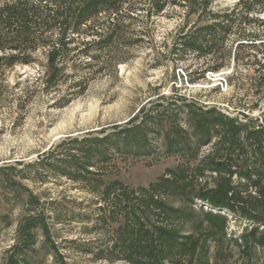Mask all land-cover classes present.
I'll return each mask as SVG.
<instances>
[{
  "label": "trees",
  "instance_id": "obj_1",
  "mask_svg": "<svg viewBox=\"0 0 264 264\" xmlns=\"http://www.w3.org/2000/svg\"><path fill=\"white\" fill-rule=\"evenodd\" d=\"M231 1L235 3L227 5ZM134 14H146L148 20L139 21ZM152 17L174 22V28L157 38L161 26ZM249 26L255 29L248 32ZM259 28H264V0H16L0 7V112L10 106L17 111L15 117L21 119L28 98L35 93L45 95L51 106L65 108L84 96L94 81L117 74V65L129 59L122 49L130 50L147 40L154 68L165 61L178 67L187 59L204 58L206 66L200 77L196 72L181 70L189 85L231 67L232 74H239L237 69L245 63L257 64L263 73L264 35ZM25 66L39 68L35 77L16 74L12 82L10 75ZM261 91L260 86L255 87L257 94ZM181 101L179 106L157 103L148 113H142L140 121L134 118L129 127L114 126L110 134L101 132L102 137L67 138L41 155L38 162H19L26 170L38 167L45 159L55 161L53 170L80 183L88 194L97 197L95 202L100 207L94 216L70 215L57 201L47 208L39 196L24 187L28 195L15 252L30 250L39 234L51 250H56L55 227L72 219H93L97 226L115 225L116 238L122 245L95 254V261L165 264L169 260L165 255L173 251L174 243L183 250L180 257L195 255L197 241L213 232L229 240L233 236L231 241L246 253L263 248L264 126L259 119L246 115L240 119L216 107L188 103L184 98ZM159 108L178 112L184 119L190 142L184 144L183 151L212 147L205 158L207 169L199 173L169 172L172 178L162 179L149 190L131 189L119 180H110L100 166L113 163L120 155L148 156L156 149L150 143L163 134L167 136L162 131L165 119ZM176 150L169 146L168 153ZM7 170L17 171L15 166L0 168V172ZM22 175L24 180L36 183ZM160 188L164 195L173 189L182 192L195 211V201L212 209L204 212L211 226L202 229L203 235L181 234L171 224L160 226L149 220L148 214L163 221L162 214L169 216V211H174L163 202L166 198ZM224 211L236 216L238 222L252 224L245 226L241 235L231 236ZM188 214L181 213L182 217ZM198 227L202 228L201 224ZM178 235H185L186 243L178 240ZM13 258L12 264L27 263L25 256L18 261Z\"/></svg>",
  "mask_w": 264,
  "mask_h": 264
},
{
  "label": "rangeland",
  "instance_id": "obj_2",
  "mask_svg": "<svg viewBox=\"0 0 264 264\" xmlns=\"http://www.w3.org/2000/svg\"><path fill=\"white\" fill-rule=\"evenodd\" d=\"M14 2L16 0H0V7ZM234 3L231 1L227 5ZM134 18L139 21L148 20L146 14H134ZM151 19L158 20L161 26L160 33H156L157 38L174 28V22L165 18ZM142 24L143 22L138 23L143 26ZM254 29V26L246 27L248 32ZM258 30L264 35V28ZM147 41L133 45L130 50L122 49L129 59L126 63L117 65V74L94 81L84 96L65 108L53 107L45 95L35 93L28 98L21 119L15 117L17 111L13 107L6 106L1 110L0 168L15 166L17 171L0 172V264H12L13 256L16 261L25 256L27 263L20 264H122L93 260L95 254L101 251L111 252L116 245H122L120 239L116 238L114 224L111 223L113 226L110 227L97 226L93 219L65 220L63 224L55 225L58 230L53 237L56 250H51L39 234L30 250L23 254L21 250L15 252L17 230L25 216L23 204L28 195L24 192V187L39 196L47 208L51 209L52 201H57L70 215L94 216L100 207L95 202L97 197L88 194L80 183H75L53 170L55 161L45 159L38 167L26 170H23L25 166H19V162L25 165L38 162L41 155L67 138H84L89 135L102 137L101 132L110 134L114 131V126L129 127L134 118H139L140 121L142 113H148L155 104L172 103L179 106L182 98L188 103L216 107L228 115L239 116L240 119L244 115L249 119H259V123L264 126V71L261 73L257 64L240 65L237 69L239 74H232L233 67L217 74L210 73L205 79L189 85L181 70L196 72V76L200 77L206 66L204 58L187 59L178 67L165 61L162 66L154 68L151 67L153 57ZM251 53L254 54L249 52L250 55ZM38 69L17 67L10 79L13 82L16 74L23 78L33 77ZM256 86H260L262 90L258 94L255 92ZM158 112L163 113L165 123L162 131L167 136L163 134L160 139L150 143L156 149L148 156L120 155L113 163L100 166L99 170L107 172L110 180H119L131 189L149 190L162 179L172 178L169 172L199 173V170L207 169L205 158L212 151V147L206 146L199 151H183L184 144L190 142L186 139L185 132H188V127L182 122L184 119L178 112L171 113L164 108H159ZM169 146L179 150L170 155ZM22 174L34 179L36 183L24 180ZM159 190L166 198L163 202L174 211H169V216L161 211L163 221L148 214L151 222L159 223L160 226L171 224V228L177 229L181 234L191 232L203 235L202 229L211 226L204 214L212 210L209 206L195 201V211L188 201L189 197L186 198L182 192L173 189L168 195H164L163 188ZM111 208L112 205L107 207L108 211ZM183 212L189 213L188 216L182 217ZM222 213L228 216L227 229L231 236L241 235L245 226L252 224L248 221L238 222V218L228 211ZM200 224L202 228L198 227ZM214 235L213 232V235L197 241L195 255L189 253L180 257L183 250L174 243L173 251L165 255L166 259L169 258L165 264H264V247H257L251 253H246L242 247L231 241L234 240L233 236L229 240ZM184 238L185 235L177 237L186 243ZM56 254H59L58 258Z\"/></svg>",
  "mask_w": 264,
  "mask_h": 264
}]
</instances>
